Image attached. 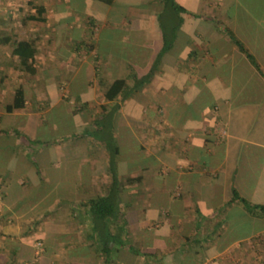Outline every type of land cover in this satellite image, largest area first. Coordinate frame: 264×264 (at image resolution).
I'll list each match as a JSON object with an SVG mask.
<instances>
[{"label":"crops","instance_id":"crops-1","mask_svg":"<svg viewBox=\"0 0 264 264\" xmlns=\"http://www.w3.org/2000/svg\"><path fill=\"white\" fill-rule=\"evenodd\" d=\"M172 1L0 0V264L264 262V213L231 199L264 204V0ZM109 131L129 181L104 263L74 202L107 188Z\"/></svg>","mask_w":264,"mask_h":264},{"label":"trees","instance_id":"trees-1","mask_svg":"<svg viewBox=\"0 0 264 264\" xmlns=\"http://www.w3.org/2000/svg\"><path fill=\"white\" fill-rule=\"evenodd\" d=\"M106 3L110 0H102ZM170 2L174 8L180 7L176 5L172 0H165ZM163 36V33H162ZM237 42V41H236ZM10 55L16 57L17 67L28 72L33 71V66L31 64L34 46L31 40H13L11 42ZM169 45V41L163 36L162 49ZM237 45L241 48L239 42ZM151 75V70L148 73L136 77L133 75V82L130 87H127L125 81L122 78H116L110 82L104 91V97L111 99L118 92H122V97L125 96L130 91L136 90L140 85L146 81ZM24 98L22 88L17 86L14 88L12 100L10 104L6 106L7 109L19 108L23 105ZM105 118V122H106ZM96 138L102 141L108 151V167L110 171V181L107 185L105 192L96 194L94 196L85 198L83 200H78L74 202V205L84 209L83 216L87 219L89 223V237L94 242L95 246L104 254V263L111 262L110 254L112 251L122 243V232L124 231L122 225H117L119 219H122L123 212L121 210L119 191L122 189L123 184L128 183L129 177H125L121 181L115 168L113 166V155L117 152V146L114 144L111 132L109 131L106 135L96 132ZM239 199L244 203L246 208L253 212V210H259V212L264 213V204H251L244 198L239 197L235 191L232 193L231 199Z\"/></svg>","mask_w":264,"mask_h":264},{"label":"rangeland","instance_id":"rangeland-1","mask_svg":"<svg viewBox=\"0 0 264 264\" xmlns=\"http://www.w3.org/2000/svg\"><path fill=\"white\" fill-rule=\"evenodd\" d=\"M254 223H251L250 225H249V228L251 229V228H253V227H255L254 225H253ZM258 227V226H257ZM262 263H264V262H255L254 264H262ZM229 264H242L241 262H238V261H232V262H229ZM250 264H252V263H250Z\"/></svg>","mask_w":264,"mask_h":264},{"label":"built area","instance_id":"built-area-1","mask_svg":"<svg viewBox=\"0 0 264 264\" xmlns=\"http://www.w3.org/2000/svg\"><path fill=\"white\" fill-rule=\"evenodd\" d=\"M37 244H38V245H40V243H39V242H38Z\"/></svg>","mask_w":264,"mask_h":264}]
</instances>
